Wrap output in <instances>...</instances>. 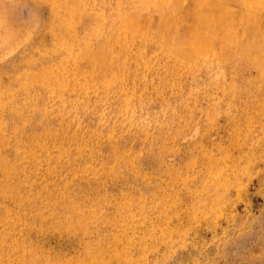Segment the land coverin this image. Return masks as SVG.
Masks as SVG:
<instances>
[{"label": "rangeland", "instance_id": "obj_1", "mask_svg": "<svg viewBox=\"0 0 264 264\" xmlns=\"http://www.w3.org/2000/svg\"><path fill=\"white\" fill-rule=\"evenodd\" d=\"M247 2L0 0V264H264Z\"/></svg>", "mask_w": 264, "mask_h": 264}, {"label": "crops", "instance_id": "obj_2", "mask_svg": "<svg viewBox=\"0 0 264 264\" xmlns=\"http://www.w3.org/2000/svg\"><path fill=\"white\" fill-rule=\"evenodd\" d=\"M245 2H246V5L250 4L249 2H247V0H245ZM259 4H261V3H259ZM258 17H259V15L256 16V18H258Z\"/></svg>", "mask_w": 264, "mask_h": 264}]
</instances>
